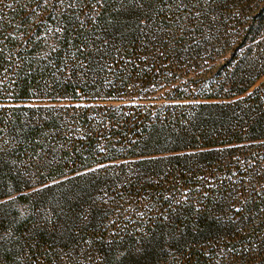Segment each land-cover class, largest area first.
Listing matches in <instances>:
<instances>
[{
  "label": "trees",
  "instance_id": "trees-1",
  "mask_svg": "<svg viewBox=\"0 0 264 264\" xmlns=\"http://www.w3.org/2000/svg\"><path fill=\"white\" fill-rule=\"evenodd\" d=\"M43 1L0 0V75L8 74L0 81V264L218 260L207 243L223 234L219 223H237L243 213L225 207L238 190L233 179L254 172L247 160H264L232 158L240 144L264 140V80L257 85L264 50L255 33L234 42L226 27L184 32L152 61L136 45L152 28L127 25L151 16H139L127 0H82L87 8L78 12H63L57 0L40 7ZM145 3L156 16L172 7ZM52 22L60 32L47 49L38 28ZM12 23L19 28L9 30ZM207 58L222 62L198 63ZM46 101L79 105H30ZM127 196H141L134 205L147 218L139 232L105 222ZM245 202L244 212L260 206ZM250 244L237 240L218 264H246Z\"/></svg>",
  "mask_w": 264,
  "mask_h": 264
},
{
  "label": "rangeland",
  "instance_id": "rangeland-1",
  "mask_svg": "<svg viewBox=\"0 0 264 264\" xmlns=\"http://www.w3.org/2000/svg\"><path fill=\"white\" fill-rule=\"evenodd\" d=\"M29 1V0H27ZM54 0H44L40 3V7L43 6L45 2H52ZM172 3V7L170 10L162 12L159 16L156 14L151 15L150 11L143 9L138 12V15H144L145 17L151 18H142V19H132V22L127 25H136V26H143L152 28L148 30V39H143V36H139V40L137 41V46L139 48H143L140 52L145 53V59L147 60H158V56L162 55L165 52V47L163 43L166 44V50L168 48H175V45L171 44L172 41L170 37L173 36H181L184 32L186 33H193L196 30H199V33L202 35H208L210 33H219L221 30H224L223 27L228 28V30H224L225 33H230L231 36L233 35V41L239 40L237 36L245 35L253 31L255 33L256 40L254 42H259V48L261 51L264 50V17L261 15V12L264 9V0H169ZM26 2V0H24ZM57 2H61L62 6L61 9L63 12H71L76 11L80 8H87L85 3H82V0H57ZM25 5V4H24ZM31 8L35 9L33 5ZM241 8V10H245L244 13L239 14L229 12L230 9ZM229 9V10H228ZM29 10V8H28ZM35 12L39 13L41 16L44 15L41 13V9L35 10ZM84 13L87 15L92 14V9L88 8L84 10ZM162 14V15H161ZM238 14V15H237ZM237 17V18H235ZM85 18L83 15L80 18V21ZM79 21V22H80ZM16 22V21H13ZM253 22H256V26L253 25ZM10 21L7 26L10 25ZM57 22H52L47 26H42L40 29L38 28V32L40 33L41 37V45L48 49L54 41V38L57 37L59 34V26L56 25ZM157 23L156 25H153ZM242 23V25H239ZM55 24V25H54ZM162 24L159 28L157 25ZM167 24V25H166ZM125 25V26H127ZM164 26H168L167 28ZM254 26V27H253ZM30 28L36 29L37 26L35 23L29 25ZM19 28L18 24L12 23L9 27V30H17ZM127 29V28H126ZM223 33V32H222ZM228 35V34H227ZM208 54V52H207ZM164 55V54H163ZM143 57V55H142ZM187 61V60H186ZM221 59L215 60V62L209 61L207 59H202L198 61L199 64L208 67L213 65L217 67L221 63ZM168 63V62H166ZM8 74L4 76L0 75V81L7 78ZM193 75H187L184 79H188ZM264 80L262 77L259 81H257V85L260 84ZM1 85V83H0ZM9 89V88H8ZM2 92L4 96H9L10 93L6 91V87H2ZM166 91H160L155 94V96L163 95ZM244 96V95H243ZM29 104V103H28ZM79 105V102H34L30 103V105ZM236 155L232 158H237V155L242 159L246 160V156L250 154L260 155L263 156L264 159V140L256 141V142H246L240 144L236 150L233 151ZM226 160H229L226 158ZM232 160V159H231ZM247 163L253 164L255 167L252 169L254 172L248 173L245 176H236L233 179L234 182L237 184L234 185L236 189L233 194L226 199L225 207L227 209H233L235 211L240 210V215H236L237 223H219L221 226L222 235H217L218 237L213 238L210 241L209 246H207V250L209 252L211 249L218 250V260L209 261V264H218L220 259H225L228 256V252L233 250L232 244L235 243L237 240L250 242V245L243 246L244 254H242L243 259H245L246 264H264V160L257 165V162L252 160H247ZM239 179H243L245 182H239ZM204 195L207 196V192L197 194V206H200V198ZM102 197V196H101ZM99 196H92V199L97 200V198H101ZM110 197V196H109ZM112 198V197H111ZM131 197L127 196L123 200L124 202H119L116 200V205L110 206V211L106 213L108 216L105 219L106 224L117 226L118 223H122L121 226L126 227L128 225L132 231H140L143 227L146 216H144L145 210H140V208H136L134 203L140 202L141 200L138 197ZM253 199L255 198L260 204L259 208L253 210L255 212H244L241 208L247 207L248 203L245 202V199ZM122 201V200H120ZM114 202V203H115ZM126 205H125V204ZM124 204V205H123ZM130 204H133L130 205ZM123 207H122V206ZM20 207V206H18ZM117 207V208H115ZM21 208V207H20ZM43 210V214H44ZM232 213V211H229ZM233 216V214H230ZM242 220V221H241ZM139 223V225L131 226L127 223ZM174 224V223H173ZM172 223H168V227L173 226ZM233 227V229H230ZM109 227L108 229H112ZM169 229V228H167ZM231 230V231H229ZM136 238H139V234H134ZM240 247H238L239 249ZM248 248V249H247ZM227 250V251H226ZM216 253V252H215ZM177 259V258H176ZM228 259V258H227ZM168 261L175 260V256L172 252L169 253V257H167ZM21 264H29L28 261L24 260L21 261ZM165 264V263H164Z\"/></svg>",
  "mask_w": 264,
  "mask_h": 264
},
{
  "label": "snow or ice",
  "instance_id": "snow-or-ice-1",
  "mask_svg": "<svg viewBox=\"0 0 264 264\" xmlns=\"http://www.w3.org/2000/svg\"><path fill=\"white\" fill-rule=\"evenodd\" d=\"M127 3L132 9L143 10L146 6L145 0H127ZM121 7H124V5L122 4Z\"/></svg>",
  "mask_w": 264,
  "mask_h": 264
}]
</instances>
